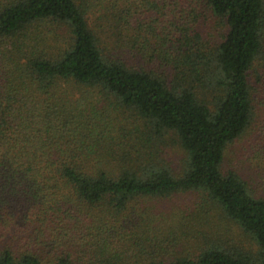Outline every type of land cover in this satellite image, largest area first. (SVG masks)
I'll list each match as a JSON object with an SVG mask.
<instances>
[{"label": "trees", "instance_id": "trees-1", "mask_svg": "<svg viewBox=\"0 0 264 264\" xmlns=\"http://www.w3.org/2000/svg\"><path fill=\"white\" fill-rule=\"evenodd\" d=\"M0 264H264V0H0Z\"/></svg>", "mask_w": 264, "mask_h": 264}, {"label": "rangeland", "instance_id": "rangeland-1", "mask_svg": "<svg viewBox=\"0 0 264 264\" xmlns=\"http://www.w3.org/2000/svg\"><path fill=\"white\" fill-rule=\"evenodd\" d=\"M169 148H170V149L172 148V144L169 146Z\"/></svg>", "mask_w": 264, "mask_h": 264}]
</instances>
